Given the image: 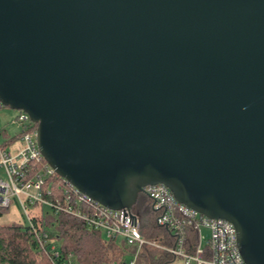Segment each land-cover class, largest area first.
<instances>
[{
  "label": "water",
  "instance_id": "1",
  "mask_svg": "<svg viewBox=\"0 0 264 264\" xmlns=\"http://www.w3.org/2000/svg\"><path fill=\"white\" fill-rule=\"evenodd\" d=\"M0 102L81 193L163 184L264 264V0H0Z\"/></svg>",
  "mask_w": 264,
  "mask_h": 264
},
{
  "label": "built area",
  "instance_id": "2",
  "mask_svg": "<svg viewBox=\"0 0 264 264\" xmlns=\"http://www.w3.org/2000/svg\"><path fill=\"white\" fill-rule=\"evenodd\" d=\"M15 122L19 130L6 141L10 149L0 145V170L3 171L0 175V209L8 208L11 198H16L40 249L52 264H73V255L70 252L63 255L50 233L43 230L39 222L34 223V218L41 220L44 208L82 221L88 228L100 231L105 239L123 241L133 250V256L125 264H135L140 249L145 245L169 252L182 264H246L231 222L198 213L179 202L163 184L145 186L142 193L152 201L155 223L173 232V246L164 247L143 237L140 218L132 209L108 208L81 193L55 172L38 148L37 124L25 111L18 110ZM51 176L58 178L54 190L45 189L47 178ZM28 208H36L39 212L30 215ZM187 225H193L196 230V243L191 251L184 247ZM202 229L208 231L207 236Z\"/></svg>",
  "mask_w": 264,
  "mask_h": 264
},
{
  "label": "trees",
  "instance_id": "3",
  "mask_svg": "<svg viewBox=\"0 0 264 264\" xmlns=\"http://www.w3.org/2000/svg\"><path fill=\"white\" fill-rule=\"evenodd\" d=\"M7 208L0 209V216ZM138 214L141 222L143 237L154 240L164 247L173 246V232L155 223L151 208L145 216ZM39 222L43 230L52 234L60 241L59 249L65 255H73V264H107L123 262L126 252L132 253V248L121 240L105 239L98 230L88 228L82 221L64 213H53L49 209L42 212ZM184 237L186 251H191L196 243V230L193 225H187ZM172 254L155 246H143L137 256L135 264H173ZM0 264H52L50 258L40 249L30 227L12 222L0 224Z\"/></svg>",
  "mask_w": 264,
  "mask_h": 264
},
{
  "label": "rangeland",
  "instance_id": "4",
  "mask_svg": "<svg viewBox=\"0 0 264 264\" xmlns=\"http://www.w3.org/2000/svg\"><path fill=\"white\" fill-rule=\"evenodd\" d=\"M18 114V110L11 109L9 107L3 106L0 108V145L4 146L6 149H10L9 144L6 143L7 140H11L19 130V125L15 122V117ZM3 171L0 170V175H2ZM58 178L56 176H51L47 178L45 189H55L56 180ZM152 208V201L150 198L144 193H140L136 203L132 207V211L136 212L139 210L141 215L145 216L146 212L150 211ZM45 211V208L41 210V212ZM29 214H35L39 212L36 208H28ZM155 217V213H154ZM12 222H17L22 225H26L28 223L27 218L21 207L19 206L16 198L12 197L10 201V205L0 216V224H9ZM202 233L207 236L208 231L206 229H202ZM52 236V234H50ZM57 244H60L58 239H55ZM119 243V240L117 241ZM133 255L126 252L123 256V262H111L107 264H125L127 261L131 259ZM173 264H182L179 259L175 260Z\"/></svg>",
  "mask_w": 264,
  "mask_h": 264
}]
</instances>
